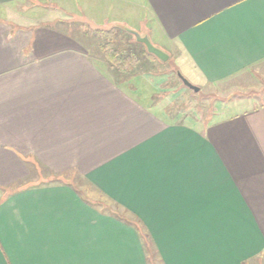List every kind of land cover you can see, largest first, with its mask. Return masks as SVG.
I'll return each mask as SVG.
<instances>
[{
	"label": "crops",
	"instance_id": "crops-1",
	"mask_svg": "<svg viewBox=\"0 0 264 264\" xmlns=\"http://www.w3.org/2000/svg\"><path fill=\"white\" fill-rule=\"evenodd\" d=\"M124 1L192 84L264 71V0ZM8 12L0 264H264V96L169 121L80 34Z\"/></svg>",
	"mask_w": 264,
	"mask_h": 264
},
{
	"label": "rangeland",
	"instance_id": "rangeland-1",
	"mask_svg": "<svg viewBox=\"0 0 264 264\" xmlns=\"http://www.w3.org/2000/svg\"><path fill=\"white\" fill-rule=\"evenodd\" d=\"M8 10L18 13L23 19L30 18V21L26 20L27 24L47 23V26L53 25L54 29L69 31L72 35L80 34V44L94 52V56L102 61L104 60L97 49L96 41L89 38L94 29L117 27L132 30L129 26L133 25L137 29L132 31L139 35L151 29L148 22L136 24L139 21L136 8L124 0H18L13 6H8ZM8 10H0V19L3 21L13 20L12 13ZM148 39L169 58L165 63L152 61L139 67L133 74L135 80L129 84V89H139L143 97L149 98L147 102L150 101L157 110L164 111L170 105L176 107L178 113L169 121L181 120L200 125L221 110L229 113L239 109V100L243 102L248 99V103H255L256 99L261 101L264 98V71L246 72L236 79L218 85L197 86V93L188 90L176 75L178 71L186 78L179 65L178 49L174 46L163 50L152 37ZM230 106L233 107L231 110Z\"/></svg>",
	"mask_w": 264,
	"mask_h": 264
},
{
	"label": "trees",
	"instance_id": "trees-1",
	"mask_svg": "<svg viewBox=\"0 0 264 264\" xmlns=\"http://www.w3.org/2000/svg\"><path fill=\"white\" fill-rule=\"evenodd\" d=\"M89 38L93 42L96 41L97 49L103 60L111 66L117 74V80L121 83L134 81L133 74L139 67L152 61L160 62L156 57L147 53L144 45L136 42L132 35L117 27L104 30L94 29ZM177 113V108L172 105L164 110L169 120H173Z\"/></svg>",
	"mask_w": 264,
	"mask_h": 264
},
{
	"label": "water",
	"instance_id": "water-1",
	"mask_svg": "<svg viewBox=\"0 0 264 264\" xmlns=\"http://www.w3.org/2000/svg\"><path fill=\"white\" fill-rule=\"evenodd\" d=\"M124 30L130 35H132L134 39L136 40V42L144 45L147 53L156 57L160 62L165 63L168 60L169 56L162 50L153 46L147 36H140L139 34H137L136 32L132 30H127V29H124ZM176 75L185 88H187L188 90H191L194 93H197L199 91V88L197 86L192 85L186 78H184L181 75L180 72L177 71Z\"/></svg>",
	"mask_w": 264,
	"mask_h": 264
}]
</instances>
